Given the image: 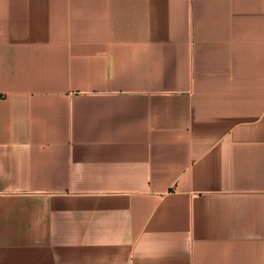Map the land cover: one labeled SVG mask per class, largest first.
<instances>
[{"label": "crops", "instance_id": "0c3cea01", "mask_svg": "<svg viewBox=\"0 0 264 264\" xmlns=\"http://www.w3.org/2000/svg\"><path fill=\"white\" fill-rule=\"evenodd\" d=\"M264 264V0H0V264Z\"/></svg>", "mask_w": 264, "mask_h": 264}, {"label": "built area", "instance_id": "2783aa9c", "mask_svg": "<svg viewBox=\"0 0 264 264\" xmlns=\"http://www.w3.org/2000/svg\"><path fill=\"white\" fill-rule=\"evenodd\" d=\"M127 264H131V263H127Z\"/></svg>", "mask_w": 264, "mask_h": 264}]
</instances>
